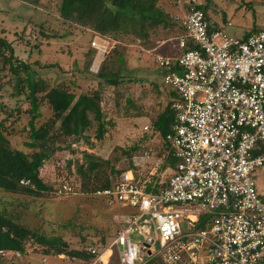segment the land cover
<instances>
[{"label": "built area", "instance_id": "built-area-1", "mask_svg": "<svg viewBox=\"0 0 264 264\" xmlns=\"http://www.w3.org/2000/svg\"><path fill=\"white\" fill-rule=\"evenodd\" d=\"M176 2L173 19L183 33L166 43L182 52L189 40L197 49L171 56L139 48L167 71L162 89L174 125L163 141L172 169L157 184L128 171L112 190L96 193L127 212L109 246L100 254L89 250L96 257L88 264H109L113 250L118 264H264V199L255 177L264 168V156L256 154L264 146V28L231 37L193 8L200 0ZM106 40L95 36L90 48L104 57L108 45L98 41ZM101 62L93 61L89 72L97 75ZM72 193L67 184L56 192ZM20 255L0 251L4 258Z\"/></svg>", "mask_w": 264, "mask_h": 264}, {"label": "rangeland", "instance_id": "rangeland-1", "mask_svg": "<svg viewBox=\"0 0 264 264\" xmlns=\"http://www.w3.org/2000/svg\"><path fill=\"white\" fill-rule=\"evenodd\" d=\"M59 3L60 0H42V6L37 4L35 7L29 0H0L3 15L0 18V39L11 45L15 66L19 62L29 66L33 78L47 82L51 87L64 83L77 96L98 92L100 109L108 123L107 132L97 140V124L93 123L78 137L56 140L50 137L41 150L49 158L39 171L40 179L50 190L41 197L0 190V214L34 235L54 242L51 246H42L30 238L23 255L19 258L0 256V264H84L83 259L55 255V249L62 247L67 252L85 253L91 246L106 248L120 231L122 217L127 212L95 196L94 189L103 181H115L119 173L130 169L135 157L140 163L135 169L138 180L150 178L155 169L159 174L164 172L165 169L161 168L167 164L162 140L157 133L153 134V123L168 102L162 89V71L154 67L153 56L141 52V47L134 43L113 45L106 40L107 43L98 41V45H108V54L93 57L89 54L92 34L64 23L57 12ZM171 5L166 0L158 1V7L168 12H172ZM207 14L210 23L217 24H212L213 28L223 26L227 35L240 37L239 30L251 31L255 15L258 17L255 22L264 24V0H214L208 4ZM227 22L231 26H227ZM179 34L181 31L176 26L171 29L159 27L150 37L154 44ZM53 36L55 38L47 44V38ZM45 46L64 54L65 57H59L57 62L62 66L48 64L55 58L39 57L38 49ZM161 53L171 54L169 50H161ZM120 54L123 57L121 65L117 61ZM74 56L77 60L73 62ZM4 58H9V52L0 48V122H4L11 148L31 156L37 150L25 146L29 143L28 90L24 88L22 91L20 88L25 85L19 82V78L24 79L26 74L20 71L19 78L12 74ZM93 58L105 60V65L114 63L115 67L120 66L117 86L92 77L96 75L89 73L87 68ZM39 112L42 117L35 122L36 126L51 117L46 102L41 103ZM145 126L149 127L148 132L143 131ZM90 161L101 165L89 177L81 178L77 169L82 166L85 170ZM168 175L169 172L164 174V179ZM255 177L264 198V168L257 170ZM63 184H68L73 193L58 196L56 188ZM132 239L141 241L139 235L132 236ZM155 247L158 248L157 242ZM157 261L153 264H161Z\"/></svg>", "mask_w": 264, "mask_h": 264}, {"label": "trees", "instance_id": "trees-1", "mask_svg": "<svg viewBox=\"0 0 264 264\" xmlns=\"http://www.w3.org/2000/svg\"><path fill=\"white\" fill-rule=\"evenodd\" d=\"M42 0H29L35 7L40 5ZM159 0H60L57 12L62 21L70 26L77 27L81 31H88L92 35L108 39L111 42L118 44L134 43L145 50L157 49V52L162 55L178 56L183 52L197 49V47L189 40L186 42L184 50L177 51L171 43H166L172 37H179L183 30L178 26L173 19L176 14V0H166L171 2L172 12L162 10L158 7ZM211 0L193 6L204 12L207 19V8ZM42 6V5H40ZM210 23V22H209ZM211 24V23H210ZM176 26L180 29L181 34L169 37L162 40L165 45L158 48L161 42L153 44L151 42V33L155 32L159 27L163 29H171ZM215 29V28H214ZM252 34V33H251ZM55 38L48 37L47 39ZM0 48L9 52V58H4V63L8 65L9 71L19 78V72L23 71L26 74L24 79L19 78V82L23 83L27 88V100L30 109L27 110L29 115L28 122V139L26 147L32 150H37L31 156H28L22 151L11 148L10 143L5 135L4 122H0V190L9 194H24L33 197H41L45 192L49 191V187L40 179V169L45 160L49 157L41 150L46 145L48 139H60L63 137H78L91 128L93 123L97 124L96 139L101 140L106 134V126L108 123L104 120V116L100 109V94L94 92L92 94L76 95L70 91L64 83L51 87L47 82L33 78L30 67L19 62L15 66L13 62V49L4 40L0 39ZM90 55H95L92 49ZM161 50H169L171 54L161 53ZM94 59V58H93ZM89 63L87 70L93 62ZM105 61V60H104ZM101 63L98 74L94 77L100 82H104L110 86L119 84L120 66L115 67L114 63L105 65ZM117 61L122 64L123 57L120 54ZM162 71V76L167 74V71L154 65ZM19 83L16 85L18 90ZM161 89V88H160ZM40 96V97H39ZM42 102H46L51 110V117L36 126L35 122L41 119L42 115L39 108ZM171 103L168 100L165 110L157 116L153 123V134L157 133L161 140L164 150H169V145L164 143L166 135L170 132L174 125V113L171 109ZM264 156V146L262 150L256 152ZM88 156V155H87ZM88 158H91L88 156ZM166 163L173 166V160L166 157ZM166 164V165H167ZM100 163L89 162L86 169L80 166L77 173L81 178L89 177L90 174L96 172ZM163 165L161 169L167 166ZM128 171H134L132 164L130 169L122 171L116 177V180ZM137 176V175H136ZM115 180V181H116ZM21 181L30 182L29 186L20 184ZM115 181H103L100 186L94 189V195L97 192L112 190ZM64 185V184H63ZM56 188V192L63 186ZM68 185V184H67ZM148 192L152 191L150 188ZM263 198V195H262ZM264 199V198H263ZM208 220V218H207ZM201 224V223H200ZM203 227V225H200ZM34 238L42 246L53 245V241H48L44 238L34 235L30 230L16 224L6 215L0 214V251H11L21 255L25 253V245L27 240ZM115 238V237H114ZM109 246V245H108ZM107 246V247H108ZM106 247V248H107ZM96 249L97 254H100L106 248L89 247L84 252L71 251L67 252L61 248L55 249V255L66 256L72 259H83L84 264L90 263L96 256L91 255L90 249ZM49 254V252H47ZM46 260H44L45 262ZM156 259H152L144 264H153ZM160 262L161 261H157ZM109 264H118V254L113 250L112 258ZM140 264V263H138ZM162 264V263H161Z\"/></svg>", "mask_w": 264, "mask_h": 264}, {"label": "crops", "instance_id": "crops-1", "mask_svg": "<svg viewBox=\"0 0 264 264\" xmlns=\"http://www.w3.org/2000/svg\"><path fill=\"white\" fill-rule=\"evenodd\" d=\"M214 0H211V2H213ZM251 4V3H250ZM1 5V4H0ZM3 8V7H2ZM255 11V10H254ZM254 13H256V11L254 12ZM2 14L0 13V18H2ZM32 16V15H31ZM37 16V15H36ZM39 16V15H38ZM207 16H208V14H207ZM256 18V19H255ZM257 15H255V17L253 18L254 19V22L252 23V25H251V31H246V32H243V30L241 29V30H239V31H241L240 32V37H236V36H231V37H235V38H245L246 36H248V35H250L251 33H256V32H258V31H260L261 29H263L264 28V24L262 23H256L257 22ZM208 20H209V22H210V19H209V16H208ZM255 20H256V22H255ZM224 23H226V20H225V18H224ZM213 25H217L216 23H212ZM227 26H231V23L230 22H227ZM215 28H219V29H221V30H223L224 31V28H223V26L221 27V26H217V27H215ZM225 32V31H224ZM226 33V32H225ZM228 36H230V35H228ZM95 37V35H92V39ZM54 38H51V39H47L46 40V43L48 44L49 43V41H52ZM54 48V47H53ZM50 49V47L49 46H45L43 49L41 48H39L38 49V54H39V57H47V58H51V59H54V62L53 63H50V62H52V61H48L49 63L48 64H53V65H55V64H57V62H58V60H60V58L59 57H62V58H64L65 56H64V54L62 55V54H60V53H56L55 51H54V49ZM93 50V49H92ZM57 54H60V55H57ZM101 55H99L98 53H96V51H95V56L94 57H100ZM53 57V58H52ZM70 57H72V55L70 56ZM61 58V59H62ZM93 59V61L94 62H96V63H98V62H100V60L99 59ZM40 60V59H39ZM65 60V59H64ZM71 60H73V62H74V60H77V58H76V56H74V58L73 59H71ZM102 60V59H101ZM40 62H41V60H40ZM61 62V61H60ZM77 63H79L78 61H77ZM93 63V62H92ZM58 66H62L61 64H57ZM56 66V65H55ZM88 72H89V70H88ZM90 73V72H89ZM91 76V75H90ZM92 77H94V76H92ZM146 127V126H145ZM165 158V157H164ZM136 169V168H135ZM171 169H172V166H170L169 164H168V166L165 168V170H164V172H161L160 174L159 173H157L158 171L155 169L152 173H151V175H150V178H148V179H145V180H139L140 182H143V181H150L151 183H153V184H157V183H159L160 182V180L161 179H164V174H166L167 172H169V174H170V171H171ZM169 176V175H168ZM156 188V187H155ZM262 190H260L259 189V193L261 194V195H263L262 193ZM61 257V256H60Z\"/></svg>", "mask_w": 264, "mask_h": 264}]
</instances>
